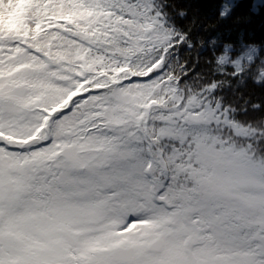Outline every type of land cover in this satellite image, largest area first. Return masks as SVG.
Returning <instances> with one entry per match:
<instances>
[{"label": "snow or ice", "instance_id": "obj_1", "mask_svg": "<svg viewBox=\"0 0 264 264\" xmlns=\"http://www.w3.org/2000/svg\"><path fill=\"white\" fill-rule=\"evenodd\" d=\"M178 18L0 0V264H264V67Z\"/></svg>", "mask_w": 264, "mask_h": 264}, {"label": "trees", "instance_id": "obj_2", "mask_svg": "<svg viewBox=\"0 0 264 264\" xmlns=\"http://www.w3.org/2000/svg\"><path fill=\"white\" fill-rule=\"evenodd\" d=\"M225 0H180V7L187 9L188 18L181 20L178 18V24L185 25L195 13L199 16L203 24L209 27L208 31H193L192 37L194 44L196 37L204 39L205 44L201 49V65L206 61L214 59L212 51L208 47V40L217 37L219 33V44L216 47V53L222 51L224 43L233 45V55L241 54L245 48L241 47V41L245 45H259V52L254 60L253 74L258 75L264 65V2L256 9L253 0H237L224 19H221L219 13ZM239 21V22H237ZM247 62V61H246ZM246 98L253 103H264V85H256L249 81L246 87L242 88ZM252 116L264 115L261 112L250 113Z\"/></svg>", "mask_w": 264, "mask_h": 264}, {"label": "rangeland", "instance_id": "obj_3", "mask_svg": "<svg viewBox=\"0 0 264 264\" xmlns=\"http://www.w3.org/2000/svg\"><path fill=\"white\" fill-rule=\"evenodd\" d=\"M237 0H225L224 1V3H223V5L225 4V3H228V4H230L231 5V10H232V8H233V6H234V4H235V2H236ZM262 2H264V0H253V5H254V8H258L259 7V5L262 3ZM223 5H222V7H223ZM222 7H221V10H222ZM231 10H230V12H231ZM229 12V13H230ZM230 44V43H229ZM232 45V44H231ZM251 46H255L256 48H257V54H258V52H259V48H260V46L259 45H251ZM232 49H233V45H232ZM230 55H232V57L233 58H235V56H237V55H233V53L231 52L230 53ZM238 55H240V54H238ZM262 60H264V57H262ZM246 62V61H245ZM262 67H264V65L262 66Z\"/></svg>", "mask_w": 264, "mask_h": 264}, {"label": "clouds", "instance_id": "obj_4", "mask_svg": "<svg viewBox=\"0 0 264 264\" xmlns=\"http://www.w3.org/2000/svg\"><path fill=\"white\" fill-rule=\"evenodd\" d=\"M222 10H223V7H222Z\"/></svg>", "mask_w": 264, "mask_h": 264}]
</instances>
